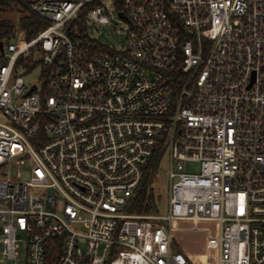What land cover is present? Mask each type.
Here are the masks:
<instances>
[{"label":"built area","instance_id":"1","mask_svg":"<svg viewBox=\"0 0 264 264\" xmlns=\"http://www.w3.org/2000/svg\"><path fill=\"white\" fill-rule=\"evenodd\" d=\"M28 8L47 25L30 40L14 27L0 41V258L194 264L172 250L173 225L186 220L214 223L201 262L264 264V0ZM117 21L123 48L88 36ZM163 154L167 213L131 212Z\"/></svg>","mask_w":264,"mask_h":264},{"label":"rangeland","instance_id":"2","mask_svg":"<svg viewBox=\"0 0 264 264\" xmlns=\"http://www.w3.org/2000/svg\"><path fill=\"white\" fill-rule=\"evenodd\" d=\"M28 4L30 0H27ZM21 16L19 12H4L2 18L7 19L14 27H17L18 19ZM88 36L93 38L99 45L109 49H121L125 46L126 25L119 21L110 25L90 26L87 30ZM40 68H35L30 75L22 74L27 82H36ZM154 161H157L155 172L157 176L150 182V210L151 214L164 215L167 213V187H168V158L167 155H155ZM7 169V167L5 168ZM16 169L22 174V180L27 178L25 167H12L10 173L14 176ZM185 170L195 171L196 165H187ZM131 212H135L131 209ZM165 228L168 227L163 222ZM215 226L214 223L208 221H177L172 229V250L182 251L188 254L194 264H205L198 257L199 254L211 253L214 248ZM0 264H12L0 258Z\"/></svg>","mask_w":264,"mask_h":264},{"label":"trees","instance_id":"3","mask_svg":"<svg viewBox=\"0 0 264 264\" xmlns=\"http://www.w3.org/2000/svg\"><path fill=\"white\" fill-rule=\"evenodd\" d=\"M4 12H19L21 16L18 19L17 27L23 30L24 37L27 40L33 38L39 30L44 28L47 23L43 21L37 14L31 12L28 8L27 0H0V41L8 39L14 29L7 19L2 18ZM94 51L105 50L101 46L93 48ZM156 162L153 160L146 167V171L142 175L135 197L131 202V209L136 214H148L150 210V182L153 178V172L156 169Z\"/></svg>","mask_w":264,"mask_h":264},{"label":"water","instance_id":"4","mask_svg":"<svg viewBox=\"0 0 264 264\" xmlns=\"http://www.w3.org/2000/svg\"><path fill=\"white\" fill-rule=\"evenodd\" d=\"M0 50H1V42H0ZM33 89H34V87L31 90H33Z\"/></svg>","mask_w":264,"mask_h":264}]
</instances>
